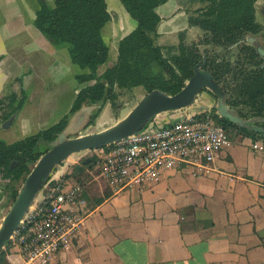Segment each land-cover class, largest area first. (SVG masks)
Listing matches in <instances>:
<instances>
[{"label":"crops","instance_id":"obj_1","mask_svg":"<svg viewBox=\"0 0 264 264\" xmlns=\"http://www.w3.org/2000/svg\"><path fill=\"white\" fill-rule=\"evenodd\" d=\"M39 1L54 6V0ZM104 3L108 19L99 31L112 56L98 66L99 76L113 66L119 41L137 25L120 0ZM177 6L176 0H168L156 8L161 17L158 40L186 27L183 16L174 14ZM38 8V0H0V99L12 94L24 99L12 126L0 128L7 145L58 123L83 87L76 77L86 70L36 27ZM201 34L196 27L186 31L195 40ZM130 88L138 99L147 91L142 84ZM200 100L207 107L213 102L209 95ZM109 108L105 104L106 115L98 123L107 120ZM188 112L158 120L164 123ZM235 133L210 168L182 165L134 188L113 189L93 172L84 183L78 175L64 177L82 158L79 153L70 156L52 178L63 189L81 185L78 209L84 224L53 264H264V138ZM11 249L4 262L26 264Z\"/></svg>","mask_w":264,"mask_h":264},{"label":"trees","instance_id":"obj_2","mask_svg":"<svg viewBox=\"0 0 264 264\" xmlns=\"http://www.w3.org/2000/svg\"><path fill=\"white\" fill-rule=\"evenodd\" d=\"M167 0H120L121 4L137 23L135 29L123 37L118 44L117 60L113 66L102 75H97L98 66L106 63L108 48L105 45L100 27L108 19L104 0H54L53 7H45L39 2L36 27L58 48H66L72 61L86 72L78 74L77 80L83 87L79 90L73 102L71 112L77 110L83 102L90 104L109 102L112 109L117 106L118 89L131 90L132 85L142 84L147 91L159 89V79L150 75L152 66L159 65L177 85V91L193 73L194 65L201 60L200 45L205 48L207 56L206 69L210 71L218 83H221L227 94V103L236 108L244 118H264V66L258 62L246 71L242 67H235L218 62L219 55L214 48L226 51L228 46L239 41L248 32H254L258 24L254 21L253 4L256 0H193L202 4L188 17L189 25H197L204 33L197 43L185 45L181 41L172 52L173 46L163 54V47L158 44L157 28L160 16L156 8ZM183 39V32H180ZM209 48V47H208ZM245 58L259 57L253 49L244 47ZM235 69V70H234ZM231 74L230 76H228ZM94 81L93 84H88ZM23 97L6 95L0 99V123L5 121L23 105ZM101 106L93 114L92 120L100 112ZM209 116L214 122L227 129L253 138H264L263 133H256L238 127L227 120L218 117L215 110L210 113H200L195 117L205 119ZM66 123V116L50 128L41 130L7 145L0 138V178L15 181L27 174L28 169L38 159L36 152L39 140H53ZM264 128V122L258 123ZM110 146L101 148L103 156L96 154L92 158H80L64 177L75 176L88 165L90 168L96 162L101 166ZM99 150V149H98ZM101 157V158H100ZM16 164L10 168V164ZM18 189H5L8 200H14ZM9 245L0 252V264L4 262V255Z\"/></svg>","mask_w":264,"mask_h":264},{"label":"built area","instance_id":"obj_3","mask_svg":"<svg viewBox=\"0 0 264 264\" xmlns=\"http://www.w3.org/2000/svg\"><path fill=\"white\" fill-rule=\"evenodd\" d=\"M197 114L200 113L153 126L112 144L99 174L117 190L156 182L165 171L182 165L197 170L210 168L229 140L225 128L213 123L209 116L196 118ZM42 190L9 242L26 264H53L84 224L78 209V204L83 203L80 184L63 189L59 180L51 178Z\"/></svg>","mask_w":264,"mask_h":264},{"label":"water","instance_id":"obj_4","mask_svg":"<svg viewBox=\"0 0 264 264\" xmlns=\"http://www.w3.org/2000/svg\"><path fill=\"white\" fill-rule=\"evenodd\" d=\"M254 40L253 38L252 42ZM256 53L264 57V50L260 45H256ZM205 62L206 55L203 54L202 61L194 66L192 75L175 93L168 94L159 89L146 91L123 117L100 130L86 131L101 118L106 102L95 104L83 102L77 110L69 112L66 115L64 127L53 140L41 139L36 144L35 150L40 155L23 178L14 200L1 220L0 252L9 245L12 235L18 229L27 210L38 198L45 184L52 178L56 168L74 154L108 147L127 137L141 134L153 126L161 127L182 119L186 115L208 114L212 109L215 110L218 117L238 127L264 134V128L258 125V123L264 122V118H244L240 116L236 108L230 107L223 85L218 83L212 73L205 69ZM204 91H208L214 97L215 104L209 107L200 104L192 108L194 104L198 103V99ZM100 106V112L92 120L93 114ZM187 109L188 113L164 123L158 120L161 115ZM18 111L16 110L2 122L0 128L11 127ZM12 166L13 164L10 167Z\"/></svg>","mask_w":264,"mask_h":264},{"label":"flooded vegetation","instance_id":"obj_5","mask_svg":"<svg viewBox=\"0 0 264 264\" xmlns=\"http://www.w3.org/2000/svg\"><path fill=\"white\" fill-rule=\"evenodd\" d=\"M176 1H177L178 6L175 9L174 14L180 13L181 16H183V18H184L183 21H185L186 27L183 28V29H180V30L178 29V30L174 31L171 34V36L168 37V38L163 37L160 40H158L159 45H161L163 47V50L164 49L166 50L167 56H169V52L167 51V48L169 46H173L174 49H172V52H177L175 47L179 44L180 41L183 44H185V45H192L193 43H197L202 38H204V33H205L197 25H189V23H188V17L190 15H193L194 14V10L199 8V7H201L202 4L197 2V1H193V0H176ZM166 2H164V3H166ZM191 8H192V10H190ZM253 8H254V21L258 24V28L254 29L255 30L254 32H248V33L244 34V37L241 38L239 41L230 44L228 46V49H226V51L224 49H221V48H214L216 53L219 55V57H217V59H216L218 62H226L225 64L230 65V66L234 65L233 68L242 67L243 71H246L249 68H251L252 66H255V64H257V62L260 65L264 66V57H261V56L258 57L257 56V57H253V58H249V57L245 58V53H244V47H246L248 49H253L256 52V45H260V47H262V50H264L263 49L264 48V0H256L254 2V4H253ZM194 27L198 28L202 32L201 36H198V38L196 40L192 39V36L191 37H187V35H186V31H188V29L194 28ZM180 32H183V39H181V37L179 35ZM173 37L175 38V40L172 39ZM253 38L255 40L252 42ZM163 45H168V46H163ZM205 48L211 49L210 46H205V45H200L199 46L200 51L202 49V51H201L202 55L205 54V52H204ZM163 54H164V52H163ZM201 61H202V58L197 63H199ZM206 66H207V56H206V62H205V69H206ZM231 74H232V72H230V74L228 75V76H230V78H231ZM14 95H16V94H14ZM70 112H71V110H70ZM12 164L14 166L16 164V161H13L10 164V166ZM12 167H10V168H12ZM2 181H5L4 186H6L9 183L13 182V181H8L7 182V180H2ZM4 189H6V188L4 187Z\"/></svg>","mask_w":264,"mask_h":264},{"label":"rangeland","instance_id":"obj_6","mask_svg":"<svg viewBox=\"0 0 264 264\" xmlns=\"http://www.w3.org/2000/svg\"><path fill=\"white\" fill-rule=\"evenodd\" d=\"M190 10H192V8ZM172 39L175 40L174 37ZM163 46H168V45H163ZM163 52H164V55L167 56V52L165 49L163 50ZM110 53L111 52H109V57H108L109 59H111V56H112V54H110ZM151 69L152 70L150 71V75H152L154 77L157 76V78L159 79V82L161 84L160 87H162L163 89H165L169 93H175L177 91V85H176V83L173 82V80L169 76L168 72L164 71L157 64L152 66ZM116 92H117V98H118L117 103H116L117 104L116 108L112 109V107L109 105V103L106 102V106L110 107L107 120L101 124H98L96 122V124H93L91 127L87 128L86 131L94 132V131L102 129L106 125H111L116 120L123 117L128 112V110L132 108V106L136 103V101L138 99V98H136V96L134 95L132 90L128 91L126 89H116ZM145 93L146 92H144V94ZM206 95H209L212 98V100H213L212 105L215 104V100L213 99L214 97L208 91H204L201 94V96H206ZM199 101H201V100L198 99V103L194 104L192 108L199 106L200 105ZM107 109L103 110L102 115H101L102 117H104L106 115ZM209 119L214 123V121L210 117H209ZM232 133H235V129H227V130L225 129V135H226V137L228 136V139L231 137ZM96 152L99 156H103L104 150H102V149H99V150L97 149V151L96 150H90V151H84L83 153H79V154H82V158L86 159V158H92L93 156L96 157ZM89 172H93L94 174H96V173L98 174L100 172L99 163L96 164V162H95L91 168L87 165L83 169V171L77 173V175L80 176L78 180L82 181V182L84 180H86ZM24 176H25V174L22 175L21 178H19L18 180L13 181L6 186H4L5 181H2L0 178V223H1V220H2L3 216L5 215V213L7 212L9 205L11 203V201L8 200V196H7V193L4 189V187L7 190H8V188L9 189H18L20 187L22 181H23ZM52 180H54V179L52 178ZM50 181H51V179H50ZM11 250H13V249H11Z\"/></svg>","mask_w":264,"mask_h":264}]
</instances>
